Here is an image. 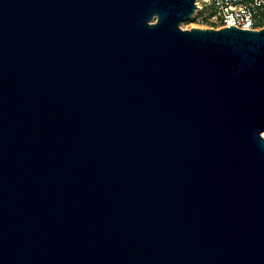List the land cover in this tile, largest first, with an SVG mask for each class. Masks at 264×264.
I'll use <instances>...</instances> for the list:
<instances>
[{"label":"water","instance_id":"1","mask_svg":"<svg viewBox=\"0 0 264 264\" xmlns=\"http://www.w3.org/2000/svg\"><path fill=\"white\" fill-rule=\"evenodd\" d=\"M195 0H0V264H264V27Z\"/></svg>","mask_w":264,"mask_h":264},{"label":"built area","instance_id":"2","mask_svg":"<svg viewBox=\"0 0 264 264\" xmlns=\"http://www.w3.org/2000/svg\"><path fill=\"white\" fill-rule=\"evenodd\" d=\"M196 8L188 22L205 28L229 25L240 29L264 27V0H195ZM264 137V131L261 133Z\"/></svg>","mask_w":264,"mask_h":264},{"label":"rangeland","instance_id":"3","mask_svg":"<svg viewBox=\"0 0 264 264\" xmlns=\"http://www.w3.org/2000/svg\"><path fill=\"white\" fill-rule=\"evenodd\" d=\"M180 26H181V28H183V29H189V28H191V27H193V26H195V27H200V28H205V26H201V25H199V24L191 25V23L188 22L187 20H183V21H181V22H180Z\"/></svg>","mask_w":264,"mask_h":264}]
</instances>
